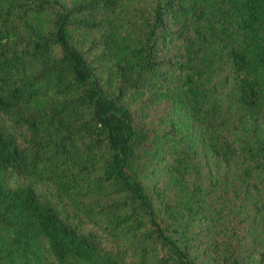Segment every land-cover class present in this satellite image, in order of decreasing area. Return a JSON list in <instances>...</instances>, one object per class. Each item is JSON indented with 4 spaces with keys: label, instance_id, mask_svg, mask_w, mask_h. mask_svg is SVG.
<instances>
[{
    "label": "trees",
    "instance_id": "16d2710c",
    "mask_svg": "<svg viewBox=\"0 0 264 264\" xmlns=\"http://www.w3.org/2000/svg\"><path fill=\"white\" fill-rule=\"evenodd\" d=\"M0 264H264V0H0Z\"/></svg>",
    "mask_w": 264,
    "mask_h": 264
}]
</instances>
